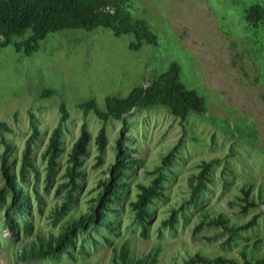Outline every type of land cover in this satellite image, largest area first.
<instances>
[{
	"label": "rangeland",
	"instance_id": "374dc122",
	"mask_svg": "<svg viewBox=\"0 0 264 264\" xmlns=\"http://www.w3.org/2000/svg\"><path fill=\"white\" fill-rule=\"evenodd\" d=\"M254 3L264 5V0H129L131 17L145 20L157 36L155 45L142 42L138 50L129 49L135 42L133 34L115 36L105 27L49 32L29 55L14 48V43L26 39L29 32L0 45V120L12 128V132L0 134L10 143L9 166L15 174L30 132L28 111L35 114L40 132L33 145L27 181L21 185L28 193L29 211L14 214L26 220L27 229L18 226L12 230L5 224L7 190L0 203V264H116L113 248L121 243L128 246L131 256L157 250L154 264H181L196 252L234 261L224 264H242L243 256L249 260L264 257V24L251 29L244 20V10ZM173 61L180 66L184 85L204 98L207 111L190 113L181 120L164 106L135 107L123 115L125 127L121 120L109 118L102 162L94 166L98 154L94 140L102 122L92 110L83 116L80 104L93 99L104 110L105 97L126 96ZM45 90L50 93L42 97ZM61 102L68 119L63 124L58 164L46 182L42 152L58 122ZM83 121L90 141L82 161V183L67 209L55 218L65 194L59 184L65 181L68 153ZM125 136L128 140H123ZM118 137L134 149L130 155L138 162L122 177L127 182L123 200L109 205L115 211L106 212L108 219L115 221L112 230L117 233L98 228L87 234L89 224L77 230L71 255L17 260L23 245L37 236H57L69 222L89 211L97 180L108 176L116 156ZM176 143L173 164L164 170V196L149 207L152 213L142 235L129 201L135 199L136 184L149 182L153 175L148 171ZM2 150L0 144V153ZM211 159L209 180L195 197L196 205L187 203L200 162ZM248 183L253 185L248 199L252 198L255 206L241 212L245 202L240 188ZM3 185L0 173V188ZM171 208L179 210L170 229L162 227L160 221ZM219 214L229 226L241 224L254 214L257 222L232 237L219 225H204L194 232L199 221ZM81 243L85 251L79 253Z\"/></svg>",
	"mask_w": 264,
	"mask_h": 264
},
{
	"label": "trees",
	"instance_id": "16d2710c",
	"mask_svg": "<svg viewBox=\"0 0 264 264\" xmlns=\"http://www.w3.org/2000/svg\"><path fill=\"white\" fill-rule=\"evenodd\" d=\"M129 0H0V45H5L11 41L13 36H22L29 32L26 39L14 43L16 50H23L29 55L38 47V41L43 39L49 32L62 29H84L92 30L98 27L108 28L115 36L121 34H133L135 42L129 44V49L138 50L141 43L155 45L157 43L156 34L150 29L142 18L131 17L127 8ZM244 20L251 29H258L264 24V5L254 3L244 10ZM49 90H45L41 96L47 97ZM153 106H164L170 113L184 120L190 113L203 114L207 111L204 98L193 88H188L180 79V66L176 62H171L167 69L153 76L147 84L134 86L126 96L105 97V109L97 107L93 99L80 104L83 116L92 110L96 117L102 122L95 136V146L98 151L97 161L94 166L102 162V153L106 145V121L114 118L122 121V127L127 125L123 117L135 107L145 108ZM59 119L57 124L51 129L47 143L42 152L46 159V182H49L52 173L58 164V156L62 151L63 124L68 119V111L63 102L59 104ZM16 115V114H15ZM30 132L25 138L21 151L20 165L17 174L10 168L12 159L9 155L10 143L3 133L0 134V144L3 150L0 153V173L4 180V185L0 188V203L4 202V190L9 193V202L6 203V214L3 217L5 224L12 230L21 226L27 229L26 220L17 219L14 214H27L29 211V199L26 190L21 185L27 181V173L31 167L33 145L39 137V129L36 125L35 114L28 111ZM12 132V128L5 121L0 120V132ZM125 136L123 140H128ZM90 133L83 121L80 125L78 136L74 139L67 157V165L63 176L65 181L59 184L64 188V201L60 208L55 210V218L62 214L71 202L74 194L78 191L84 175L82 161L87 154ZM116 156L113 163L108 167V176L97 180V193L91 199L89 211L81 214L77 219L69 222L57 236H37L35 240L23 245L17 255V260L28 262L49 256H58L62 253L72 254L77 230H84L91 224L87 234L105 228L108 231L115 230L113 220L108 219L107 210L110 204H119L123 200V192L127 182L122 177L127 176V169L138 162L137 158L130 155L134 149L125 145L118 137L116 139ZM178 150L176 143L162 157L161 162L148 174L153 175L148 183L138 182L135 199L129 201V207L133 211V219L141 224V234L146 231V221L151 215L149 207L156 200L164 196L166 180L165 169L173 164L175 154ZM214 159L201 161L200 169L195 176V183L191 184L190 198L187 203L196 205V196L205 188L208 179V172ZM18 177V179L16 178ZM252 184L248 183L240 188L242 200L241 212H245L249 207L255 206V201L249 197ZM46 187V186H45ZM261 196V195H260ZM259 196V197H260ZM37 193V198H38ZM11 210L14 212L12 213ZM179 208H171L168 216L160 221L162 227L173 228L177 222V211ZM257 215L254 214L247 221L229 226L226 220L219 214L217 217L203 219L199 221L194 232L203 228L204 225L221 226L228 231L229 236H236L241 230L249 229L256 225ZM112 230V231H114ZM117 233L114 231V234ZM107 242H111L109 237L104 236ZM83 240L86 238L83 237ZM96 243V240L93 239ZM85 251L81 243L78 252ZM244 255V254H243ZM157 250H152L139 256H131L129 248L125 243H121L118 248H113V260L116 264H154L156 262ZM242 264H264L263 258L249 260L245 256ZM234 263L233 259L225 258L221 255L207 257L198 252L190 255L181 264H224ZM178 264V263H174Z\"/></svg>",
	"mask_w": 264,
	"mask_h": 264
}]
</instances>
